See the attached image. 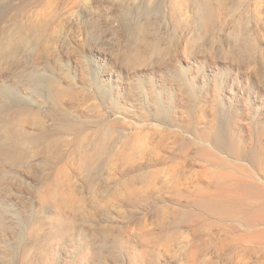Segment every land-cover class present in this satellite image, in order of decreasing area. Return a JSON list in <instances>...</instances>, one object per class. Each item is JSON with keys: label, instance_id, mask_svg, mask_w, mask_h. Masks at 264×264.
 <instances>
[{"label": "bare ground", "instance_id": "1", "mask_svg": "<svg viewBox=\"0 0 264 264\" xmlns=\"http://www.w3.org/2000/svg\"><path fill=\"white\" fill-rule=\"evenodd\" d=\"M65 1L78 4L77 0L22 1L18 7L13 8L16 12L15 18L30 14H26V9L31 10L35 16L40 14V6L41 9L46 5H56L57 8ZM148 1H151L154 7L165 4V0H142V3ZM108 3L115 6L114 0H108ZM240 3H243V0H180L178 2L184 8L187 5L196 8L193 17L199 22L204 34L214 31V26L221 23L218 17L230 15L232 12L230 8L238 11ZM4 9L5 12L1 13L0 17L9 14L11 7L6 6ZM117 11L119 7L113 12L114 16L111 20L118 21L119 27L113 31L123 35L142 33L144 37L136 42L139 52L154 51L161 55L162 50L158 44L147 42L146 36L149 33L147 28L141 26L143 13ZM179 14L177 9L172 12L173 18L178 17ZM50 16L49 20L34 25L30 22L31 16L28 15L26 17L29 24L26 26L16 24L13 29L7 23L0 24V193L11 195L15 189L11 180L3 175L6 168L12 171L34 169L35 179L45 185L46 201L42 209L56 205L61 207V210L78 212L82 210L83 199L79 197L80 188L76 184L77 181L79 179L86 181L100 174L107 176L104 181L116 185L111 196L117 204L113 206L112 199L103 204L102 201L95 199L96 203L93 206L95 211H98L99 207L105 210L119 207L122 200L130 207L139 208L153 197H158L163 190L158 187L162 169H155L153 166L165 163L168 158L162 156L160 151L169 148L170 142L180 143L178 142L180 139L177 134L166 129L156 133L148 132L149 134L135 131L136 136L143 135L152 147L146 150L141 145L139 151L128 154L127 148L123 147L127 139L124 131L135 125L131 123L129 126L122 119L111 121L112 113L127 116L129 113L127 108L121 105L127 100L140 102L147 111V114L140 117L153 120L162 127H168L174 117L172 118L161 96L155 100L150 97L141 99L132 95L134 86L126 83V79L130 78L124 76L121 68H81L79 69L81 86H78L74 81L75 78L70 76L64 77L67 85L62 86L55 77L46 73V69L43 74L42 68H13L9 64L4 68L2 61L9 63L15 57L14 53L27 49L26 37L29 38L28 36L31 35L33 46L38 45L45 38L49 21L59 18L60 12L55 11L54 8ZM236 26L238 29L241 28L236 33V41L243 44V51H252L253 44L246 45L243 40L246 41L256 32L249 33L252 30H249L244 15H239ZM33 46L28 45V49ZM104 74L114 76L115 81L111 79L108 80L109 82L105 81ZM178 75L183 77L185 73L180 71ZM227 77L228 73L220 77L215 75L213 81L215 83L228 79L229 82ZM111 82L115 85H111ZM230 85L228 83L227 87ZM252 86L248 94L256 95L258 101L263 102L264 87L260 89L258 85ZM21 87L35 96L44 98L42 106L37 107L34 103L23 100ZM121 90L122 96L119 93ZM151 93L153 95V92ZM187 94L192 99L196 96V91L194 88H187ZM66 104L79 106L83 112L81 117H76ZM229 125L230 119L226 120L222 115H218L217 123L209 131H199L192 125L188 126L189 132L196 141H191L189 149H180L179 155L186 157L191 150H194V154H198V158L205 164L201 175L206 177L203 179L207 180V184H198L190 197L182 194H177L176 197L180 201L186 199L187 203H194L196 208L221 221L219 224L223 225L226 231L224 247L233 244L237 249L236 264H257L258 261L253 263L252 260L256 257L260 258L259 254H264V131L259 132L258 143L252 146L253 152L249 155L245 153L247 151L239 143L240 140H237V135H234ZM156 135L160 137L159 140L155 139ZM222 153H226L228 157H223ZM33 158L40 160L39 166L41 165L42 169L35 170L38 165L34 163ZM243 160L251 161L252 168L262 174V179H258L255 172L242 163ZM186 163L182 165L186 166ZM69 170L73 172L70 173ZM137 185L141 187L138 189ZM105 193L107 194L108 190ZM3 198L0 196V202L8 204L7 211L5 210L9 213L7 215H10L12 220L21 217V224L25 225L26 231L29 230L27 226L33 221V215L27 210L26 199L23 198L26 209H18L15 201L9 199L10 201L4 202ZM168 208V211L159 210L157 213L152 211L154 230H159L158 234H163L168 239L172 230L177 231L182 226L195 224L194 215L197 212L194 214L192 210H178V208L171 210V206ZM55 214V219L61 220L60 225L65 231L64 234L68 235L66 238L58 237L49 242L40 235L37 237L33 232L28 235L29 237L26 235L25 238L23 236L21 238L20 235L24 233L22 226L14 225L11 219L4 218L0 212V264H64L65 260L61 261V255L57 251L60 245L63 248L74 249L71 256L75 260L74 264H122L121 253L130 251V247L124 245L125 241L119 232L115 234L112 230H104L97 234L84 230L81 233L83 239L78 241L75 238V233L80 229L77 221H72L68 215L62 219L58 212ZM241 228H244L243 233L240 232ZM201 229V227L196 228L194 234L200 233ZM154 230L143 232L140 238L142 245L146 244L152 248L151 244L158 235ZM158 242L168 245V240L165 239L156 241ZM109 243L112 244L107 248L102 246ZM33 245L38 246L39 250L29 255L28 251ZM149 248L137 253L134 258L136 264H157L155 255ZM85 252L88 255H85ZM186 259L187 264H196L199 257L190 252Z\"/></svg>", "mask_w": 264, "mask_h": 264}, {"label": "rangeland", "instance_id": "2", "mask_svg": "<svg viewBox=\"0 0 264 264\" xmlns=\"http://www.w3.org/2000/svg\"><path fill=\"white\" fill-rule=\"evenodd\" d=\"M22 1L25 0L0 1V14L5 12L6 6L11 7L9 14L0 17V24L7 23L11 25V29L16 24L26 26L29 24L26 16L30 15V22L37 25L49 20L54 8L55 11L60 12V17L49 21L45 30L47 34L38 45L33 46L31 35L28 36L29 38L26 37L27 49L14 53L15 57L9 63L2 61L4 68H7L8 64L13 68H42L43 74L46 69V73L55 77L62 86L67 85L64 81L65 76L74 77L75 83L81 86L79 79L81 68H121L124 76L130 78L125 82L134 86L132 95L141 99L150 97L155 100L161 96L172 118H175L168 127H162L153 120L140 117L147 114L140 102L127 100L122 102L121 105L127 108L128 115L123 116L113 112L111 121L122 119L129 126L131 123L135 125L124 131L127 135L126 145L125 142L123 144V147L127 148L126 152L133 154L142 148L141 145L146 150L152 147L143 135L136 136L135 131L149 134L148 132L156 133L166 129L177 134L180 143L170 142L166 151H160V154L168 160L153 168L162 169L158 187L163 190L158 197H153L139 208L130 207L122 200L119 207H111L108 210L99 207L98 211H95L93 206L96 200L102 201L101 204H103L112 199V205L117 204L111 196L116 185L104 181L106 175L97 174L86 181L79 179L76 183L80 188L79 197L83 199L82 210L78 212L61 210V207L56 205L42 209L46 201L45 185L42 181L35 179L34 169L12 171L6 168L3 175L11 180L15 189L11 195L0 193V196L4 197V202L11 199L15 201L18 209H26L28 206L27 210L33 215V221L27 226L29 230L26 231L25 225L21 224V217L18 216L12 220L6 212L8 204L4 203V205L0 202V212L4 218L11 219L18 227L22 226L24 233L20 235L21 238L33 232L37 237L40 235L42 239L49 242L58 237L66 238L68 235L64 234L65 231L60 225L61 220L55 219V212L59 213L60 218L68 215L72 221H77L80 229L78 233H75V238L78 241L83 239L81 233L84 230L93 231L96 234L104 230H112L115 234L119 232L125 241L124 245L130 247V251L121 253L122 264H136L134 258L137 253L144 251V248H149L146 244H141L140 238L143 232H153V212L168 211V206H171V210L174 208L192 210L194 214L197 212L194 215L195 224L182 226L177 231L172 230L170 238L167 239L163 234H158L159 230H154L158 235L155 242L151 244L152 248L149 249L155 255L157 264H187V254L190 252L198 255L196 264H236L237 249L233 247V244L224 247L226 231L224 226L219 224L221 221L199 210L193 205L194 203H187L186 199L181 201L177 199V194L190 197L198 184H207V180H204L206 177L201 175L205 164L198 158V154H194V150H191L186 157H182L179 155L181 152L179 150L189 149L191 141L195 140L188 126L192 125L199 131H209L217 123L218 115H222L226 120L230 119L229 128L235 133L234 135H237V140H240L239 143L247 151L245 153L250 155L253 152L252 146L258 143L259 132L264 131V101H258L254 94L249 95L248 90L253 88L252 85H258L260 89L264 87V0H243L238 11L230 8L232 10L230 15L218 17L221 23L214 26V31L207 34H204L199 22L193 17L196 8L189 5L184 8L178 4L180 0H165V4L160 7H154L151 1L142 3V0H114L115 6L108 3V0H77V5L65 1L57 8L56 5H46L42 9L40 6V14L35 16L31 10L26 9V14H30L15 18L16 12L13 8L18 7ZM118 7L117 12L124 10L143 13L141 26L147 28L149 33L146 36L147 42L158 44L162 50L161 55L154 51L139 52L136 42L144 37L142 33L123 35L113 31L119 27L118 21L111 20L114 16L113 12ZM214 7L219 9L217 5ZM174 9L180 12L175 18L172 16ZM239 15H244L249 30H252L249 33L256 32L246 41L243 40L246 45L253 44L252 51H243V44L236 41V33L241 29L236 26ZM28 45H32L33 48L28 49ZM180 71H184L183 77L178 75ZM225 73H228L229 82L228 79H224L214 83L213 76L220 77ZM161 78L164 79L161 80ZM189 78L192 80L190 81ZM103 79L115 81L116 78L104 74ZM228 83L231 85L227 87ZM111 85L115 84L111 82ZM187 88L195 89L194 98L191 99L188 96ZM23 89H20L23 100L32 102L37 107L42 106L44 98ZM119 93H121L120 96L123 95L122 90ZM66 107L76 117H81L83 112L79 106L66 104ZM155 139L159 140L160 137L156 135ZM222 156L228 157L226 153H222ZM33 161L38 165L35 170L42 169L41 165L39 166V159L33 158ZM185 163L186 166L182 165ZM242 163L253 170L258 179H262V174L252 168L251 161L243 160ZM72 170L69 172L72 173ZM140 187L141 185H137L138 189ZM23 198L28 202L27 205L23 204ZM198 227L202 229L197 236L194 230ZM242 229L244 228H241V233H243ZM164 239L168 240V245L164 242L156 243ZM42 242L45 245L43 240ZM110 244L112 243L102 246L107 248ZM37 250L39 247L33 245L28 253L30 255ZM57 251L61 255V261L65 260L64 264H74L75 260L71 257L73 248H63L60 245ZM85 255L88 254L85 252ZM259 257L254 258L252 262L258 261L257 264H264V254H259Z\"/></svg>", "mask_w": 264, "mask_h": 264}]
</instances>
